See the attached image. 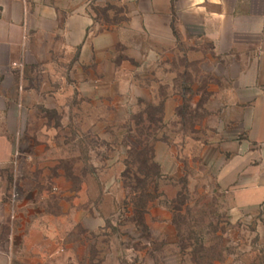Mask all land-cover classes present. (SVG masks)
Wrapping results in <instances>:
<instances>
[{
	"label": "crops",
	"instance_id": "0c3cea01",
	"mask_svg": "<svg viewBox=\"0 0 264 264\" xmlns=\"http://www.w3.org/2000/svg\"><path fill=\"white\" fill-rule=\"evenodd\" d=\"M98 5L111 6L109 20L100 18ZM140 70L170 76L174 96L165 101L166 112L184 105L183 74L224 76L221 86L210 85L203 106L217 99L228 108L225 131L233 136L190 139L202 164L218 173L216 186L229 196L235 218L264 206V0H0V264H101L104 258L119 264L120 246L97 241L103 217L95 205L91 210L76 196L81 206L67 200L54 213L46 192L35 189L39 183L23 176L28 153L20 139L29 115L43 107L69 109L71 95L78 114L86 106H128L113 97V86L127 101L130 93L135 105ZM191 104L200 105L199 98ZM180 118L174 115L176 123ZM183 140L176 132L177 149ZM178 154L169 141L159 142L164 171L173 160L179 168ZM14 187L21 188L16 198ZM146 219L152 236L163 238L171 208L151 206Z\"/></svg>",
	"mask_w": 264,
	"mask_h": 264
},
{
	"label": "rangeland",
	"instance_id": "374dc122",
	"mask_svg": "<svg viewBox=\"0 0 264 264\" xmlns=\"http://www.w3.org/2000/svg\"><path fill=\"white\" fill-rule=\"evenodd\" d=\"M110 7L97 6L103 21L110 19ZM138 72L144 83L141 95L133 99L135 105L130 104V93L127 101L113 86V97L128 106H86L78 114L77 98L71 95L69 109L43 107L29 115L20 139L21 149L28 153L21 158L23 176L39 183L35 189L46 192L54 213H61L67 200L72 208L81 206L73 202L76 196L84 197L91 210L95 205L103 217L97 241L120 246L119 264H264V206L235 218L229 196L216 186L218 173L202 164L196 155L200 148L190 139L210 143L222 132L233 136L225 131L230 126L228 108L217 106V99L203 106L210 85L221 86L224 76L183 74L184 105L166 112L165 101L174 96L168 89L170 76L162 77L156 70ZM193 98H199L200 105H192ZM175 114L181 116L177 123ZM176 132L182 134L184 148L174 145ZM164 140L178 150L179 168L173 160L164 171L158 157ZM30 164L49 167L31 170ZM63 178L69 184L58 186ZM12 191L21 195L19 187ZM157 204L168 205L172 212V225L163 238L152 236L146 219L149 208ZM87 238L94 241L93 235ZM101 264L114 260L104 258Z\"/></svg>",
	"mask_w": 264,
	"mask_h": 264
},
{
	"label": "built area",
	"instance_id": "2783aa9c",
	"mask_svg": "<svg viewBox=\"0 0 264 264\" xmlns=\"http://www.w3.org/2000/svg\"><path fill=\"white\" fill-rule=\"evenodd\" d=\"M14 195V198H16L17 194H13Z\"/></svg>",
	"mask_w": 264,
	"mask_h": 264
}]
</instances>
